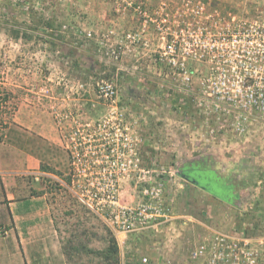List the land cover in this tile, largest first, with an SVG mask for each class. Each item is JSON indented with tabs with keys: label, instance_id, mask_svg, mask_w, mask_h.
Segmentation results:
<instances>
[{
	"label": "rangeland",
	"instance_id": "374dc122",
	"mask_svg": "<svg viewBox=\"0 0 264 264\" xmlns=\"http://www.w3.org/2000/svg\"><path fill=\"white\" fill-rule=\"evenodd\" d=\"M251 94L264 101V0H0V163L25 165L17 200L43 201L17 220L38 228L11 233L39 244H8L0 182V264H115L101 255L114 237L120 264H206L215 231L264 237V111L242 107ZM232 142L254 145L223 166ZM193 163L216 171L202 182L226 189L230 225L209 227V195L179 176ZM111 208L149 218L119 233Z\"/></svg>",
	"mask_w": 264,
	"mask_h": 264
},
{
	"label": "built area",
	"instance_id": "2783aa9c",
	"mask_svg": "<svg viewBox=\"0 0 264 264\" xmlns=\"http://www.w3.org/2000/svg\"><path fill=\"white\" fill-rule=\"evenodd\" d=\"M166 53L171 54L170 59L173 64H178L177 59L173 55H176L177 48L175 41H172L166 46ZM170 62V63H171ZM182 67V71H185V64L179 63ZM184 78L190 82V75L184 73ZM207 84L212 85L207 82ZM227 81L224 79L220 85H226ZM239 95L234 98L230 96L221 95L218 91L217 98L221 101H228L229 103H241L243 102V93L238 91ZM244 109L255 107L260 111H264V101L261 96L256 97L254 94L250 96L246 95V100L242 105ZM114 199L112 196L111 200ZM115 206V201H110ZM147 209H134V208H111L110 218L114 219L117 232L127 233L136 230V220H147L149 216L145 214ZM121 220V221H120ZM145 223V222H144ZM207 252V253H205ZM200 253L205 255L206 264H264V237H248L245 232L230 231V232H218L215 231L213 237L207 241V244L202 247ZM146 261V260H145Z\"/></svg>",
	"mask_w": 264,
	"mask_h": 264
},
{
	"label": "crops",
	"instance_id": "0c3cea01",
	"mask_svg": "<svg viewBox=\"0 0 264 264\" xmlns=\"http://www.w3.org/2000/svg\"><path fill=\"white\" fill-rule=\"evenodd\" d=\"M253 145L254 144H250V143H247V142H242V143H240V142H232L231 144H230V146H228L229 148H230V150L231 151H237L236 153H233V152H231V154H233L232 156H226V157H224V159L222 160V161H218V162H221V164L223 165V166H227V167H235V166H240L241 165V163L242 162H244L245 161V158H243V153L244 152H247V150H250L252 147H253ZM227 147V146H226ZM3 148V143H1L0 142V152H2V149ZM0 156H1V153H0ZM195 160V159H194ZM212 162H213V160H211V159H208V167H210L211 166V164H212ZM216 161H214L213 162V164H217L218 162H216ZM193 165H195V163H193ZM24 164H21L20 166H15V168H14V170H13V172L12 173H14V174H12V173H8V172H6L5 170H4V168H3V166L1 165V163H0V182L3 184V188H4V192H5V197H6V199L10 202V206H11V214H12V216H13V219H14V221H15V226L14 227H12V229H10L9 230V232H8V235H9V237H8V244H14V245H22V246H25V247H27V246H36V245H38L39 243H38V241H30L29 243H26V241L22 238V237H20L19 238V236H20V234H18V238L17 237H15V238H12L11 237V233H12V231H14L15 232V234H16V231H18V230H20V231H26V230H29V229H31V228H38L37 226H36V224H37V222L36 221H33V222H29V223H26V222H19L18 223V221L17 220H19L20 218H23L24 216H19V215H16V213H15V209H16V207H17V203H18V201H20V200H17L16 198H15V196H14V190L16 191V189L18 188V181H17V175H15V173H18V172H20V171H22V170H24ZM196 166V168L199 170V171H201V172H203V173H208V172H212V173H216V171L215 170H212V169H210V168H207L206 170H204L203 169V171L201 170V168L198 166V164H196L195 165ZM204 171H206V172H204ZM210 174V173H209ZM218 174V173H217ZM219 175V177H221L220 179H221V181H225V178H224V176H222L221 175V173H219L218 174ZM38 180V179H37ZM195 186V185H194ZM197 187V186H196ZM199 188V187H198ZM199 189H201V188H199ZM202 190V189H201ZM205 194H207V195H209V199H210V201H209V206H210V216L212 217V221H210L211 223H209L211 226H209V227H213V228H215V226H220L219 225V223H225L226 225H230L229 224V222L230 221H228L227 220V218H226V215H225V210H226V208L224 207V206H220V204L221 203H228L227 201H223V200H221V199H219V198H217V197H215V196H213L212 194H210L209 192H206V191H204V190H202ZM32 201H35V200H33V199H31ZM218 204V205H217ZM220 206V207H217V206ZM225 205V204H224ZM14 206V207H13ZM221 209V210H220ZM37 211H40L39 209L38 210H36L35 212H37ZM217 211H219L220 212V216H221V218L219 219V218H217V217H214L215 215H214V213H216ZM211 213L213 214V215H211ZM189 214V213H188ZM217 219V221H216V219ZM227 220V221H226ZM213 221H215L214 223H213ZM219 221V222H218ZM215 225V226H214ZM222 225V224H221ZM229 227V226H228ZM228 227H226V228H228ZM212 228V229H213ZM6 241V240H5ZM2 254H4L5 255V253L4 252H2ZM1 256V255H0ZM3 256V255H2ZM26 261H30L31 260V257H29L28 255H26Z\"/></svg>",
	"mask_w": 264,
	"mask_h": 264
},
{
	"label": "trees",
	"instance_id": "16d2710c",
	"mask_svg": "<svg viewBox=\"0 0 264 264\" xmlns=\"http://www.w3.org/2000/svg\"><path fill=\"white\" fill-rule=\"evenodd\" d=\"M17 5L18 6H23L22 3L20 1H17ZM26 15L28 17H32V11H27L26 12ZM47 28H51L50 26L51 25H46ZM53 29V27L51 28ZM19 35L20 33L17 32L15 33V38H19ZM3 99H0V107L2 106V101ZM196 169H194V171H192L193 173L196 172L199 174L198 178H197V186L199 188H201L202 190L206 191V192H209L210 194H212L213 196L223 200V201H228L226 196H224V193L226 191V189L221 186V184L219 185V187H217L218 185L216 183H213V181H206L209 183V185L205 184L202 182V180L205 179L206 175ZM192 172H186V173H190L191 175H193ZM212 185V186H211ZM227 187V186H225ZM214 188L216 190H214ZM223 195V196H222ZM41 208H43V201H32L31 199H23L21 201H18L17 203V207L15 209V213L16 215H19V216H25V215H28V214H31L33 212H35L36 210H40ZM119 253H120V248H119V245L114 238H111V240L109 241V247L107 249H105L104 251L101 252V255L106 259V260H110V261H113L114 259V262L115 264H120V259H119Z\"/></svg>",
	"mask_w": 264,
	"mask_h": 264
},
{
	"label": "water",
	"instance_id": "95a60500",
	"mask_svg": "<svg viewBox=\"0 0 264 264\" xmlns=\"http://www.w3.org/2000/svg\"><path fill=\"white\" fill-rule=\"evenodd\" d=\"M179 176L188 181L189 183H192L193 185L197 186V179L193 177L190 173H180ZM198 187V186H197Z\"/></svg>",
	"mask_w": 264,
	"mask_h": 264
}]
</instances>
